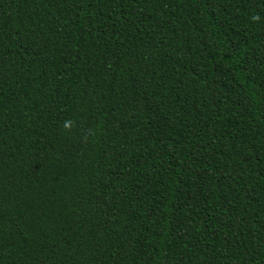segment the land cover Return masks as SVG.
<instances>
[{
  "label": "trees",
  "instance_id": "16d2710c",
  "mask_svg": "<svg viewBox=\"0 0 264 264\" xmlns=\"http://www.w3.org/2000/svg\"><path fill=\"white\" fill-rule=\"evenodd\" d=\"M0 264H264V0H0Z\"/></svg>",
  "mask_w": 264,
  "mask_h": 264
}]
</instances>
